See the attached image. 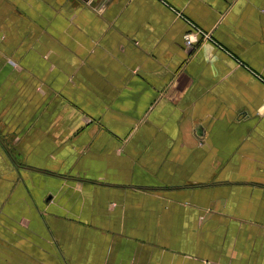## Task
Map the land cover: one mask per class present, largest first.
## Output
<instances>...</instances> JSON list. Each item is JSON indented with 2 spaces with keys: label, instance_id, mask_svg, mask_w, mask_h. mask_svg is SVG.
Instances as JSON below:
<instances>
[{
  "label": "crops",
  "instance_id": "1",
  "mask_svg": "<svg viewBox=\"0 0 264 264\" xmlns=\"http://www.w3.org/2000/svg\"><path fill=\"white\" fill-rule=\"evenodd\" d=\"M0 264H264V0H0Z\"/></svg>",
  "mask_w": 264,
  "mask_h": 264
},
{
  "label": "built area",
  "instance_id": "2",
  "mask_svg": "<svg viewBox=\"0 0 264 264\" xmlns=\"http://www.w3.org/2000/svg\"><path fill=\"white\" fill-rule=\"evenodd\" d=\"M190 37L191 36L187 35L186 38H185L188 45H190L192 42H194V40L191 39Z\"/></svg>",
  "mask_w": 264,
  "mask_h": 264
}]
</instances>
